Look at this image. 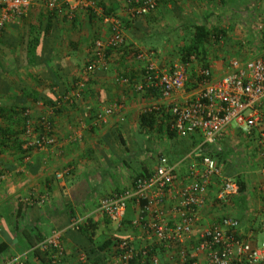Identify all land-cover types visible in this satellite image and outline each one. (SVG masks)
Returning <instances> with one entry per match:
<instances>
[{
  "label": "crops",
  "instance_id": "crops-1",
  "mask_svg": "<svg viewBox=\"0 0 264 264\" xmlns=\"http://www.w3.org/2000/svg\"><path fill=\"white\" fill-rule=\"evenodd\" d=\"M227 1L157 0L153 11L130 17V0H90L86 9H77L69 20L62 12L48 10L43 0H33L17 23L5 27L0 35V168L7 176L0 183V264H46L45 253L35 245L54 230L63 233V264H103L117 239H126L135 248L152 242L144 225L133 224L138 214L135 203H128L122 221L116 224L96 211L98 200L125 189L140 172H149L156 149L175 161L199 138L196 134L168 136V100L154 90L141 93L133 88L143 68L135 53L150 51L160 67L183 60L194 25L204 24L209 30L213 27L204 21L224 13L227 17L214 23L218 37L208 38L198 46L197 55L188 58V79L192 80L201 66H210L219 77L231 58H253L264 51V36L255 35L252 16L251 27L244 21L249 17L248 8L234 12ZM113 16L122 24L124 46L108 49L107 68L90 75L79 99L66 102L62 97L91 60L93 41L109 35L108 18ZM28 50L35 62H28ZM124 76L130 83L122 82ZM184 94L185 90H180L177 97ZM151 103H157L162 113L149 128L140 114ZM109 104H120V110L106 123H95L94 113ZM51 106H55L51 120L56 143L49 148H24V111L36 121ZM143 133L147 140L138 143L135 135ZM218 144L221 150L211 153L222 166V175L209 184L191 238L197 239L202 229L213 223L227 227L223 221L232 217L238 222L236 237L260 247L259 234L264 237V111L256 126L231 122ZM187 165L181 167L182 179ZM65 168L69 172L57 177ZM223 175L235 181L238 176L244 183V190L227 204L216 199ZM41 196L46 197L44 203L38 202ZM76 216L82 218V225L94 226L91 236L84 226L67 229ZM151 217L148 213L146 224ZM109 239L113 242L97 248ZM152 246L157 264H174L176 253L170 255L157 244ZM197 260L201 264L203 256ZM127 264L152 263L146 258Z\"/></svg>",
  "mask_w": 264,
  "mask_h": 264
},
{
  "label": "built area",
  "instance_id": "built-area-1",
  "mask_svg": "<svg viewBox=\"0 0 264 264\" xmlns=\"http://www.w3.org/2000/svg\"><path fill=\"white\" fill-rule=\"evenodd\" d=\"M48 10L62 12L71 20L77 9H86L90 0H43ZM64 3H67L66 5ZM33 4V0H0V35L8 24L17 23ZM130 17L142 16L153 11L157 0H130ZM109 35L105 39L93 41L92 58L80 70L74 87L62 98L72 103L79 99L90 75L97 70L107 68L108 49L124 46L125 38L119 18H108ZM254 32L264 36V13L254 19ZM150 51H137L135 57L141 59L143 68L133 88L144 93L154 90L160 97L168 100L166 130L178 138L197 135L199 141L182 157L171 161L167 154L160 152L153 161L152 168L143 175H137L131 184L121 191L110 192L102 196L96 205V211L109 221L119 224L129 202L138 206V214L133 224L144 225L146 237L152 240L140 248H135L128 240L114 242L112 254L103 264H127L131 260L157 264L152 255L153 244H157L167 254L176 253L174 264H264V244L253 246L249 241L236 237L234 229L238 222L226 217L227 227L216 223L202 229L197 239L192 240L191 233L199 220V210L207 201L209 184L214 177L222 175L223 168L211 153L220 151L218 140L231 122L244 123L248 127L256 126L264 111V51L253 58H231L225 64L224 72L216 77L210 66L196 69L192 82L194 89H186L189 82V61H174L166 67H160L150 57ZM123 83H130L124 76ZM180 90L186 94L177 97ZM55 106H51L34 121L28 116L25 120L23 135L24 148H49L56 143L52 115ZM120 110V104H109L94 113V122L106 123L108 117ZM157 103L146 105L142 112L162 113ZM203 150V151H202ZM188 162L185 177L180 178V170ZM65 168L57 177L68 173ZM7 172L0 168V183L6 179ZM237 182L222 176L221 186L216 194L218 202L227 204L238 193ZM45 196L38 199L46 201ZM148 213L152 217L146 224ZM264 219V206L261 209ZM82 218L73 217L67 229L79 230ZM264 229V225H263ZM63 233L52 231L40 240L35 248L46 255V264H63L64 247L61 242ZM83 258V256L81 257ZM13 260L10 262L12 263Z\"/></svg>",
  "mask_w": 264,
  "mask_h": 264
},
{
  "label": "trees",
  "instance_id": "trees-1",
  "mask_svg": "<svg viewBox=\"0 0 264 264\" xmlns=\"http://www.w3.org/2000/svg\"><path fill=\"white\" fill-rule=\"evenodd\" d=\"M54 11H56V10H54ZM214 28L215 27H213V28L208 30L204 24L194 25V32L191 35V44L188 46L187 50L185 51V55H184L182 61H184V62L189 61L188 58L190 57V55L196 56L197 55V51H198V46L201 45L202 43L206 42L208 40V38H210L211 36L218 37V34H217L218 33V29H216V28L214 29ZM31 53L32 52L29 53V50H28V56H29L28 62H35V60H32V58H31V56H33V54H31ZM30 54H31V56H30ZM206 66H204V67H206ZM27 117L28 116H25V115L23 117L24 121H23L22 133L24 131V124H25V120H26ZM140 118H141V121L143 122V124L147 125L149 128H152V126L154 125L155 121L157 119H160V113H156V112H142L140 114ZM166 133L168 134L169 137H173L174 136V133L169 131V130H166ZM198 141L199 140L194 141V144H196ZM143 174H145V173L144 172H140L137 175H143ZM236 182L238 184V191L242 192L244 190L243 180L240 177L237 176ZM83 226L84 225L80 226V229L83 228ZM92 228H94V226H89V225L88 226H84V231H86V233L91 236L92 235V232H91ZM117 240H119V239H117ZM39 241L40 240H38L37 243ZM112 242H113V240L110 241V239L109 240H105L102 244L97 246V248L99 250H101V249L105 248L106 246H108ZM114 242H116V240ZM2 248H3V244L0 243V250Z\"/></svg>",
  "mask_w": 264,
  "mask_h": 264
},
{
  "label": "rangeland",
  "instance_id": "rangeland-1",
  "mask_svg": "<svg viewBox=\"0 0 264 264\" xmlns=\"http://www.w3.org/2000/svg\"><path fill=\"white\" fill-rule=\"evenodd\" d=\"M228 3L232 4L234 7V12H237L238 10H240L239 8L245 9L248 8L247 11L249 13V17H245L244 21H248L247 24L249 25V27H251V19L252 17L254 19H256V17L258 16V14H263L264 13V0H228ZM220 3V1L218 2ZM225 5V4H224ZM252 16V17H251ZM226 18L227 16L224 13L218 14V15H213V17H210L209 19L207 18V22L204 21V23H207L206 25H208V27H215L216 23H221L223 18ZM251 18V19H250ZM242 18H240L239 20H241ZM215 23V24H214ZM166 67V66H164ZM225 67V66H224ZM189 77V76H188ZM193 79V77H192ZM187 86L186 89H194L196 86L194 85V83L192 82V80H189V82H187ZM136 137V141L138 143H144V140H147V136L143 133L142 135H135ZM155 140V139H154ZM157 141V139H156ZM159 142H161L160 140H158ZM138 149V148H136ZM159 149H156V152L154 151V153L157 155L159 153ZM165 154H167L164 151ZM168 155V154H167ZM133 164L135 165V162H133ZM259 246H261L262 244H264V237L263 235L259 234Z\"/></svg>",
  "mask_w": 264,
  "mask_h": 264
}]
</instances>
